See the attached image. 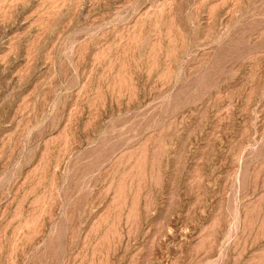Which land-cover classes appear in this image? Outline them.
<instances>
[{"label": "rangeland", "instance_id": "374dc122", "mask_svg": "<svg viewBox=\"0 0 264 264\" xmlns=\"http://www.w3.org/2000/svg\"><path fill=\"white\" fill-rule=\"evenodd\" d=\"M0 264H264V0H0Z\"/></svg>", "mask_w": 264, "mask_h": 264}]
</instances>
